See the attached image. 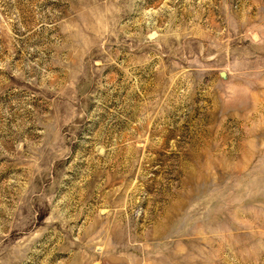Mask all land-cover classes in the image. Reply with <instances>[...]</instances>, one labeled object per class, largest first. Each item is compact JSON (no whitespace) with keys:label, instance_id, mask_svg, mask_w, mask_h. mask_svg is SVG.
<instances>
[{"label":"rangeland","instance_id":"obj_1","mask_svg":"<svg viewBox=\"0 0 264 264\" xmlns=\"http://www.w3.org/2000/svg\"><path fill=\"white\" fill-rule=\"evenodd\" d=\"M0 264H264V0H0Z\"/></svg>","mask_w":264,"mask_h":264}]
</instances>
